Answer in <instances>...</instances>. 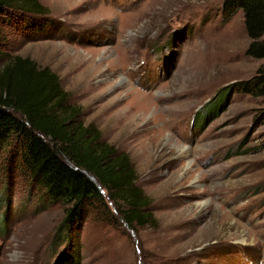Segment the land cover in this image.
<instances>
[{
    "label": "rangeland",
    "instance_id": "1",
    "mask_svg": "<svg viewBox=\"0 0 264 264\" xmlns=\"http://www.w3.org/2000/svg\"><path fill=\"white\" fill-rule=\"evenodd\" d=\"M38 1L47 13L0 14V57L58 75L78 121L129 157L155 222L127 228L104 192L112 218L91 206L78 235L60 236L66 206L12 143L0 264H264V99L235 91L263 61L245 53L242 13L227 18L224 0Z\"/></svg>",
    "mask_w": 264,
    "mask_h": 264
},
{
    "label": "trees",
    "instance_id": "2",
    "mask_svg": "<svg viewBox=\"0 0 264 264\" xmlns=\"http://www.w3.org/2000/svg\"><path fill=\"white\" fill-rule=\"evenodd\" d=\"M16 6L48 12L38 0H0V14ZM221 10L227 18L242 13L245 53L263 61L251 77L236 82L235 91L264 99V0H224ZM0 61V148L18 143L21 171L48 200L66 206L59 235L68 240L78 235L87 208L94 205L112 218L104 192L127 228L153 225L150 199L136 184L129 157L104 142L93 125L78 121L80 109L68 104L58 75L21 55ZM257 120L264 127V103ZM260 147L264 150V136Z\"/></svg>",
    "mask_w": 264,
    "mask_h": 264
},
{
    "label": "bare ground",
    "instance_id": "3",
    "mask_svg": "<svg viewBox=\"0 0 264 264\" xmlns=\"http://www.w3.org/2000/svg\"><path fill=\"white\" fill-rule=\"evenodd\" d=\"M137 95H140V93H138L137 92ZM137 110H139V112H136V114L135 115H133V117H135L136 115H138L139 113H141L142 114V112H144V109H143V107L142 108H140V107H138L137 105L135 106V108H134V111H137ZM145 113V112H144Z\"/></svg>",
    "mask_w": 264,
    "mask_h": 264
}]
</instances>
